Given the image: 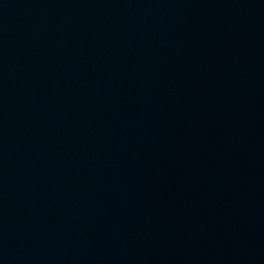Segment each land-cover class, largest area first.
Instances as JSON below:
<instances>
[{
  "label": "water",
  "instance_id": "1",
  "mask_svg": "<svg viewBox=\"0 0 264 264\" xmlns=\"http://www.w3.org/2000/svg\"><path fill=\"white\" fill-rule=\"evenodd\" d=\"M0 264H264V0H0Z\"/></svg>",
  "mask_w": 264,
  "mask_h": 264
}]
</instances>
